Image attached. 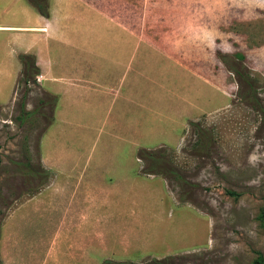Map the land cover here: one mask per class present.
I'll return each mask as SVG.
<instances>
[{"label":"rangeland","instance_id":"rangeland-1","mask_svg":"<svg viewBox=\"0 0 264 264\" xmlns=\"http://www.w3.org/2000/svg\"><path fill=\"white\" fill-rule=\"evenodd\" d=\"M30 1L34 5L37 1L47 4L49 11L50 5L59 8L68 5L74 13L68 23L83 25L84 33H89L91 39L101 35V51H105L107 57L100 66L103 65V72L115 67L108 81L118 85L119 75L128 71L122 94L115 100L113 96H101V100L105 99L104 109L88 113L94 127L75 126L73 143L83 147L84 158L93 157L92 168L99 164L102 156L106 157L107 164L113 163L110 157L122 158L125 150L119 135L122 132L134 140L138 138L136 124H130L136 114L140 145L137 153L142 168L144 162L139 155L142 148H169L185 181L151 175L162 178L179 200L180 194H184L191 201L180 200L181 203L191 204L209 216L208 245L169 255L178 256L185 264H253L264 257L261 220L264 207V0H0V24L31 21L25 8L36 7ZM180 8L191 13L187 17H191L193 24L197 22L199 26L200 20L203 30L196 25L192 31H188V26L183 30ZM132 21L138 22L140 39L138 54L133 57L128 56L127 47L116 39L117 34L121 35L119 38L125 37L119 24ZM8 34L0 31V61L11 60L7 47L2 45ZM141 39H153L156 43ZM164 42L168 46H163ZM115 54L120 59L116 66L108 61ZM189 64H197L200 70L194 66L188 68ZM245 68H248L249 79H255L259 107L248 104L243 98L248 77L236 70L243 72ZM136 70L154 76L146 94L141 92L143 82L139 78L138 84ZM20 77L12 87L4 79L0 91V264H70L67 240L55 238L53 225L36 217L33 208L25 207L28 199L45 190L51 181L52 173L48 183L33 188L39 180L28 174L24 163L28 159L34 164L40 162V140L55 124L54 120L50 126L47 124L52 106L42 101L55 94L40 85L36 77L35 82L29 83L25 109L33 111L44 107L47 116L20 119L26 93ZM135 83L139 108L135 100L126 99L125 93L136 88ZM172 92L186 98L174 101ZM90 94L86 103L93 105L96 96L93 91ZM165 106L170 108L163 110ZM174 114V122L172 118L169 121L166 115ZM192 122L199 125L193 126ZM199 126L212 134L210 146L202 154L190 150L199 137ZM161 139L169 143L158 144ZM142 168L140 175L148 176L142 173ZM121 175H117L119 180ZM148 182L151 184H140L139 190L132 193L139 203L134 210L144 211L145 205L158 196L165 198L163 204L169 208L171 199L161 181ZM163 204L160 212L155 210V205L150 206L156 213L151 212L148 218L136 216L137 223L124 221L122 234L110 233L114 225L119 230V223L102 226L92 223V230L107 232L93 233L81 254L87 259L86 251L89 252L91 264H143L151 258L168 256L162 254L171 245L168 221L180 220L182 212L174 205L164 213ZM154 225L156 228L150 231ZM173 238L183 239L181 234ZM143 242L153 244L151 251L144 253ZM123 250H128L129 254L110 256Z\"/></svg>","mask_w":264,"mask_h":264},{"label":"crops","instance_id":"crops-1","mask_svg":"<svg viewBox=\"0 0 264 264\" xmlns=\"http://www.w3.org/2000/svg\"><path fill=\"white\" fill-rule=\"evenodd\" d=\"M25 12L32 17V20L25 24H0V31L9 33L8 37L4 35L6 41L4 40L2 45L7 47V52L11 56V60L3 58L0 61V80H2L0 91L4 79H7L11 86L20 77L22 72L20 55L33 54L36 56L37 65L40 69V85L58 96V103L54 111L55 124L51 125L42 135L39 145L40 162L44 168L52 173L51 181L45 190L29 198L25 207L33 208L36 217H41L53 225L55 238L67 240V254L70 264H85V262L91 264L89 261L90 253L86 251L87 259H85L84 253L81 254V251L87 249L93 233L107 232V230H92L91 224L102 226V224L107 223H119V230H117V225H114L110 233L122 234L121 224L124 221L137 223L134 218L138 215L142 218H148L151 212L156 213V209L160 212L165 200L164 197H153L154 199L145 205L146 209L138 213L134 208L139 203L133 199L132 195L133 192L139 190L140 184L148 186L150 183L148 180L159 179L166 194L171 199L169 208L163 204L164 213L173 209L174 205L179 206L182 212L180 220L168 221L171 245L167 251L162 253L163 256L194 251L202 247L203 244L208 245L211 238L209 216L191 204L181 203L177 194L168 188L162 178L153 175H140L142 166L137 153L140 146L139 119H137L136 114L130 124L133 126L136 124L138 138L136 137L134 140L133 137L128 136V133L123 134L121 132L119 139L125 152L122 153V158L110 157L112 164H107L105 162L106 157L102 156L99 158V164L93 169L91 166L93 157L91 158L89 155L88 158H84L82 155L83 147L73 143L72 136H75L76 133L75 126L94 127V120L87 116L90 112L97 113V111L104 109L102 105L105 99L101 100V96L103 98L113 96V100H115L122 94L126 79L128 80V71L126 70L119 75L121 81L118 85L108 81L109 78H112L115 67L108 72H103V65L100 66L107 57L104 54L105 51L104 53L101 51V35L91 39L89 33H84L83 25L68 23L70 15H74L73 8L70 9L68 5L61 8L50 5L49 16H44L32 6H27ZM188 14L191 13H188L186 9H179L181 28L186 30L188 26L190 27L188 31H192L193 25H196L202 31L203 27L200 20H198L199 26H197V22L193 24L191 17H187ZM187 20L189 24H187ZM119 27L125 32V37L119 38L121 35L117 34L116 39L120 44L127 47L128 56L130 54L133 57L134 54H138L140 42L138 22L132 21L130 24L122 22ZM141 40L149 41L152 44L156 43L153 39ZM128 46H130V50ZM163 46H168V44L164 42ZM190 55L192 56V54ZM108 61L114 66L120 63L116 54ZM188 66V68L194 66L200 70L197 64H189ZM202 77L203 75L201 79ZM139 78L143 82L142 87H144L141 92L145 93L150 86L152 87L154 76L139 73L136 70L138 84ZM135 87L134 89L132 87L130 92L126 90V99L135 100L139 108L140 98L136 83ZM91 91L96 96L93 105L86 103ZM171 95L175 97L172 99L174 101L181 102L183 98H186V95L180 96L176 92H172ZM169 108L170 106H165L163 110ZM157 110L160 109L157 108ZM164 115L163 113L162 116ZM166 116L169 121L172 118L173 122L176 118L175 114L174 116ZM162 142L169 143L161 139L158 144ZM120 174H122L121 180L117 176ZM156 203H158L157 206ZM153 205H155V210L154 207L150 208ZM155 228L156 225L150 231ZM176 234H181L183 239L180 240L181 236L180 238H173ZM151 246L153 244L143 242L141 249L146 253L151 251ZM117 254L127 256L129 253L128 250L125 252L123 250L110 256H118ZM110 256L109 258H111Z\"/></svg>","mask_w":264,"mask_h":264},{"label":"trees","instance_id":"trees-1","mask_svg":"<svg viewBox=\"0 0 264 264\" xmlns=\"http://www.w3.org/2000/svg\"><path fill=\"white\" fill-rule=\"evenodd\" d=\"M34 6L38 9V11L41 14H43L44 16H49L50 11H49V7L47 4L45 5V4H43V2L37 1V2H35ZM20 61L22 63V73H21V77H20V82L24 83L25 89H26V93L23 96L20 119L25 120L27 118V116H33V115L35 116V118H38V117L45 118L47 116V114H46V112L43 111L44 107L41 108L40 110L34 109L33 111H27L25 109V107H26L25 106V97L27 96V94L30 91V88L28 87L29 83L35 82L36 77L40 73V69L37 65L36 56L33 54H21L20 55ZM236 71L241 76H244L245 75L244 73H246L247 77H248V80L246 83L247 90H246V94L243 98L245 99V101L248 104L253 105L254 107H259L260 101H259V96H258V92H257L256 82H255V79H253V80L249 79L250 75L248 72V68L247 69L245 68V70L243 72H241V69H237ZM48 97L49 98L47 100H44L42 102H43V104L49 103L52 106V115H50L48 117L49 121L47 123L50 126L54 120L53 112H54V110L57 106V103H58V96L49 95ZM255 104H257L258 106H255ZM260 109H262V108L260 107ZM261 111H263V109ZM192 125L198 126L199 122H192ZM46 127H47V125H46ZM198 130H199V132H198L199 137H198L197 141L191 146L190 150L192 151V153L202 154L210 146V141L212 140V138H211L212 134L207 130H202L200 128V126H199ZM207 154H208V152L206 153V155ZM139 155L143 159V162H144V165L142 168L143 174L162 175V176H166L169 178L172 177V178H174L175 181H178V182H184L185 181L184 176H183L182 171H181V168H179L176 165V163L172 157V152L170 151L169 148L161 147L160 149H156V150L155 149L150 150V149L142 148L139 151ZM24 165L27 168L28 174L30 176H32L33 178L39 180L37 183H35L33 188L37 189L40 186L49 182L50 177H51V172L49 170H47L46 168H44L40 162L37 164H34L31 162L30 159H28V161L25 162ZM230 193H233V192H230ZM180 200L182 202H191L190 200H188L185 197L184 194H180ZM261 220H262L263 225H264V207H263L262 213H261ZM121 264H135V263L122 262ZM143 264H185V263L178 256L168 255V256H165L162 258H151ZM253 264H264V257H259L258 259H256L253 262Z\"/></svg>","mask_w":264,"mask_h":264},{"label":"built area","instance_id":"built-area-1","mask_svg":"<svg viewBox=\"0 0 264 264\" xmlns=\"http://www.w3.org/2000/svg\"><path fill=\"white\" fill-rule=\"evenodd\" d=\"M37 79H38V81H40V80H41V76H40V75H38V76H37Z\"/></svg>","mask_w":264,"mask_h":264}]
</instances>
